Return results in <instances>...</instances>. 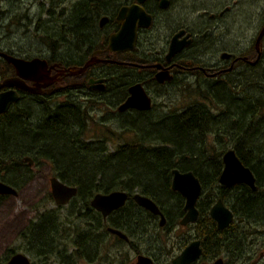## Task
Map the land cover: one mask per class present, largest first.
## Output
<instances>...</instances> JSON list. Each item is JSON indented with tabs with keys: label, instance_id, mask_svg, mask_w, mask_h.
Returning <instances> with one entry per match:
<instances>
[{
	"label": "flooded vegetation",
	"instance_id": "flooded-vegetation-1",
	"mask_svg": "<svg viewBox=\"0 0 264 264\" xmlns=\"http://www.w3.org/2000/svg\"><path fill=\"white\" fill-rule=\"evenodd\" d=\"M137 1H108L107 5H112V8L105 11L106 13H98L96 18L98 24H94V26L88 23L89 17L94 15L90 10H87L84 14V21H81L88 27L81 34L76 29L79 20L75 15L72 20L75 30H72L71 39L73 40L70 46L68 48L64 46L62 42L66 38L63 39L64 36H61L57 41L60 44L59 47L49 43L48 49L37 53V55L29 54L26 48L24 51L14 49V42L8 40L11 32L3 25V22H0V93L11 90L18 95L17 99L9 101L4 112L0 113V119L19 113L22 109L25 113L34 110L36 113H40L42 111L40 104L47 102V104L55 103L61 106L68 98L73 102L80 101L82 103L90 99H97L95 101L115 104L118 108V105L123 103L129 95V87L136 82L143 84L145 92L150 96V107L148 109L128 107L122 112L119 109L118 111L120 113L131 111L135 113V116L142 113H153L155 112L153 96L157 92L156 89L171 84L176 76H183L186 69L197 70V73L199 71L206 78L218 79L222 72H226V75L231 74L237 63L254 66L264 57L262 55L264 35L259 41V55L255 48L256 38L264 27L263 15L259 33L253 40L254 59H250L248 54L237 55L232 50L224 49L220 52L222 64L218 62L206 66L200 64L187 66L186 50L193 45L196 38L199 41L198 45L201 44L205 48L208 42L215 44L217 41L220 42L222 36L229 34L225 24L228 22L231 10L236 9L240 0H215L210 5L203 2V21L199 23L197 30L193 26H189V22L183 20L168 23L167 32L162 38L163 48L155 49L146 55L137 52V47L142 45V34L154 26L162 11L168 13L176 0H167L166 6H162L159 0H143L140 5L151 13V24L144 28L138 27V37L133 50H123L118 53L108 51L109 35L120 27V23L116 19L120 7L131 6ZM260 1L264 4V0ZM102 16L107 17L105 24L99 22ZM109 22H114L117 26L113 32L106 35L102 28ZM222 27L224 28L223 33L220 30ZM4 28L7 31L2 30ZM94 29L95 33L92 32ZM178 34L177 40L189 39L190 43L185 44L179 52L172 54L167 59L170 40ZM223 53L228 56H222ZM134 55H137V60L130 61L128 57ZM13 56L24 61H36V63H33L34 65L32 64L31 68L22 75L8 59ZM39 59L45 60V63ZM90 59H98V61H92L83 72L69 74V68L83 66ZM111 64L115 66H111ZM125 68L140 70L146 79L136 77L132 81L128 80L123 89L125 94L120 101L118 97L120 82L116 81L115 85L113 75L117 74L115 71H118L119 77L117 78L119 79ZM160 70L167 71L171 75V79L158 80L156 75ZM91 78L93 80H90ZM111 83H113V88H110ZM101 84L103 86L99 87ZM113 96L118 97L116 101H110ZM226 149L219 151L222 167L217 179L203 182L200 177L194 174L193 170H184L174 166L182 173L192 171L201 183V190L194 204L197 212H193V215L190 214L195 216L192 220L184 222L185 217L188 216V211L185 209L186 198L179 190L172 188L174 168L170 169L169 174L164 173L159 185L139 178L135 181H119V184L127 187L126 189L95 190L91 191L89 195L80 194L79 188L74 186L77 188L76 196H71L64 204L54 199L50 188L45 198L46 201H50L60 209L61 207H72L75 210V217L84 219V222L71 238L65 239L62 250H57L59 235L53 236L52 234L57 231V221L61 224L63 222L61 217L52 218L51 214H54L55 210H44L22 231L21 242L6 248L5 258L0 264H6L15 253L25 254L29 259V264H34L32 258L34 255L41 259L40 264H264V236L258 235L263 232L257 226H253L254 224L260 225L259 223L263 220L262 211L256 214L257 219H255L252 217L253 212L250 205V199H253L252 192L260 193L259 183L255 179L258 188L256 190L242 182H237L233 186H222L219 183V176L224 166L222 155ZM22 159L23 162H18L15 165L12 150L0 147V181L13 186L17 191L16 196L12 193L2 194L0 192V214H2L3 204H7L13 197H18L19 191L30 181V167L35 160L25 155ZM51 177H49V186ZM131 185L134 186L131 188ZM115 190L127 193L123 205L106 214L92 205L91 201L95 193L103 194ZM139 194L153 201L160 213L147 208L145 204L136 202L134 195ZM75 199L78 200L77 203L73 201ZM217 200L223 201V205L233 213L232 220L224 228H220L217 220L210 213ZM245 208L250 209L245 210ZM7 215L9 216L8 213ZM37 221L39 226L32 229L33 223ZM12 225L11 222L9 231H12ZM53 225L54 228H52ZM42 232L45 236L43 240H38L37 235Z\"/></svg>",
	"mask_w": 264,
	"mask_h": 264
},
{
	"label": "rangeland",
	"instance_id": "rangeland-1",
	"mask_svg": "<svg viewBox=\"0 0 264 264\" xmlns=\"http://www.w3.org/2000/svg\"><path fill=\"white\" fill-rule=\"evenodd\" d=\"M80 1L82 0H0V22H3V25L6 26V28H8V30L11 32L8 40L14 42V49H21V51H24L26 48L29 54L31 53L33 55H37V53H42L43 50L48 49L47 47L49 43L57 45V47L60 46V44L57 42L60 39L59 34L63 26V22L60 24V20L67 17V15L72 11L73 7ZM203 2H207V5H210V3L215 2V0H176L175 4L172 6V8H170V11H168V13L162 11L160 13L161 16L156 19L154 26L142 34V45L140 44L137 47V52L146 55L155 49L163 48L164 41L162 38L167 32L166 30L168 23L175 21L180 22V20H183L184 22H189V26H193V28L197 30L199 23L203 21ZM49 7L53 11L51 15L48 13ZM263 15L264 4L262 1L240 0L236 9L231 10L230 17L227 20L228 22L225 24V27L227 26L228 28L229 34L222 36L219 40L220 42L217 41L215 44L208 42L205 48H203L201 44L200 46L198 45L199 41L198 38H196V41L193 43V45L186 50V55H188L187 66L190 65L191 67L196 64L206 66L210 65L211 63L218 62L222 64L220 52L224 49L228 51L232 50L237 55L248 54L250 59H254L255 48L253 40L259 33V29L263 22V19H261ZM167 20L169 21L167 22ZM59 24L61 25V28ZM97 24L98 22L96 20L95 25ZM116 26L117 25L114 22H109L108 25L102 28V31H104L106 35H109V33L114 31ZM40 27L50 30L51 33L44 35L43 32L39 31ZM6 28L2 30L7 31ZM56 28L60 29L54 33ZM223 29V27L220 29L222 33ZM66 30H68V27L65 28V31ZM95 31V29L92 30L93 33H95ZM64 38H66V40H64L62 43H64V46L68 48L73 39H71V35L69 36L68 34L64 36L63 39ZM216 40H218V38H216ZM234 68L235 69H233L231 74L226 75V72H222L218 77V79H221L219 81H223L219 82V84H224L226 92L231 89L235 90L237 92L236 94L238 99L243 97V94L246 93H249L251 96H264V68L258 67L254 70H250L249 65L246 63H237ZM115 72H117V74L113 75L115 85L117 84L116 81L120 82V86H118V94L123 91L124 85L128 80L132 81L136 77L146 79L144 77V73L137 69L125 68L121 72L122 74L120 75L119 79L117 78L119 77L118 71ZM223 76L225 77L224 80L226 81L222 80ZM215 81H217V79L214 77L206 78L202 75V73H199V71L197 73V70H191L190 68L186 69L184 75L176 76L175 80L172 81L171 84H166L159 87L158 89L153 88L157 90L156 93L153 92V110L155 111L153 114H155V116H159L163 112L170 113L175 110L182 111L185 107H187V105L195 101L196 97H198L196 94H193V89H195L197 85H202V87H205L207 84L216 83ZM255 82L258 84L255 85ZM251 86H254L252 87L253 90H251ZM110 88H113V83H111ZM243 90L245 91L243 92ZM117 98V96H113L110 101H116ZM95 100L90 99L87 102H83L89 109L88 127L85 136L88 139L89 137L94 138L95 136L106 137L108 139L107 146H109L110 150H113L118 143L122 144L130 139L133 140L131 137L133 136V133L131 131H126V127L131 125L133 122L134 126L132 127H135L136 118L134 115H131L132 112L130 111L120 113L115 104L111 105L105 101L98 102ZM230 105V111L232 112L236 108L238 109V107L242 104L239 103V101H236L232 102ZM216 109L218 108L216 107ZM33 112L36 113L35 110ZM155 116H148L145 121L140 119L143 121L142 125H156L158 128L172 127L171 121L164 122L162 121L163 119L157 118ZM28 122L37 123L38 121L35 120L34 116H31L27 118L26 123ZM26 123L14 122L12 124V128L4 130V132H0V136L10 132L14 138H17L19 135L16 136V134L21 133L25 137L18 138L23 141L24 144L29 143L31 141V131L33 129L30 126L27 127ZM0 128L3 129L2 127ZM209 129H211L213 132L215 130H220L219 136H216V134L213 133H210L208 136L209 143L207 144V149H209V153L219 152L228 147L232 148L234 140L232 141L227 133H221L223 132L222 127L217 129L216 126L211 125L209 126ZM54 144V146H56V150H61L63 153L69 154V151H71V148H69V146L64 142L57 141ZM139 155L140 156L136 157L134 162L136 164H132L131 167L135 169V172L138 171V167H143L146 175L143 174L139 177L137 176V179H145L146 181L159 185L162 180L160 175L155 171V169H153V164L151 163L152 161H150L149 165L146 166L144 162L147 163V156L144 154V151L140 152ZM74 163L77 165H85V167L88 169H92L93 165L95 164L93 163L91 157H87V159L84 161L82 159H76L74 160ZM129 163V160L126 159L122 163H119L118 168L124 170L126 167L130 166ZM262 163L264 165V156H262ZM210 164L207 165V170H209L210 166H212ZM103 165H107V178H103L101 180V184L108 182V177L111 176V174L114 172V169L116 168H113L108 164ZM30 168L31 171L29 183L22 187V189L19 191L18 197L11 198L7 204H3L1 207L0 262L5 258L7 252L6 248H8L10 245L20 243L22 239V231L30 222L35 220L38 215L43 213L44 210H55L54 214H51L52 218L54 219L61 217V220L64 223L61 224L57 221V231L53 232L52 234L53 236H56L57 234L59 235L57 250H62L65 239H68L69 237L71 238L74 232L80 228L81 224L84 222V219H78L75 217V210L72 207H61L60 209L57 206L55 207V205L50 201H46L45 198L48 190L50 189L49 177L55 175L49 161L44 158L39 159L38 161L35 160ZM259 188L260 195L264 198V185H261ZM73 201L75 203L78 202L76 199ZM261 211L263 220L259 223L260 225L254 224L253 226H257V228L263 232H261L262 234L258 233V235L262 237L264 236L263 205L261 206ZM11 222L13 223L12 231H9ZM52 228H54V225ZM43 232L37 235L38 240H43V237L45 236L43 235ZM45 233L47 234L46 231ZM31 253L34 254L33 251H31ZM32 258L34 264H40V258H38L36 255L32 256Z\"/></svg>",
	"mask_w": 264,
	"mask_h": 264
},
{
	"label": "trees",
	"instance_id": "trees-1",
	"mask_svg": "<svg viewBox=\"0 0 264 264\" xmlns=\"http://www.w3.org/2000/svg\"><path fill=\"white\" fill-rule=\"evenodd\" d=\"M108 1L110 0H83L78 2L67 17L60 20V24L63 22V26L61 28L59 24L61 28L59 36H66L67 34L70 36L72 34V30H75L72 25L75 15L79 20L76 29L81 34L88 27L86 23L83 24L81 21H84V14H86L87 10H90L91 14L94 15L89 17L88 21L89 24L94 26L97 14L106 13L112 8V5H107ZM48 13L50 15L53 13L50 7L48 8ZM66 27H68V30L65 31ZM60 28H56L54 33ZM39 31L43 32L44 35L51 33L50 30L44 27H40ZM262 55H264V51ZM136 57L137 55L128 58L130 61H134L137 60ZM111 66L115 65L111 64ZM258 67L264 68V57L258 64L249 65L250 70ZM224 78L223 76L222 80ZM219 80L221 79L219 78L216 83L207 84L205 87L197 85L193 89V94L198 97L182 111L163 112L159 116H155L151 112H148V114H137L136 116L135 113H132L131 115L136 118L135 127H132L134 126L133 122L126 127V131L133 133V136H131L133 140L130 139L122 144L118 143L113 150H110L109 146H107L108 139L106 137L95 136L88 139L85 136L88 127L89 109L86 104L80 101L73 102L70 98L63 102L61 106L55 103L47 104V102L40 104L42 107L40 113H34L33 111L25 113L22 109L19 113L1 118L0 127L3 129L0 128V132L11 129L14 122L26 123L27 118L31 116H34L38 122L26 123L27 127L30 126L33 129L29 143L24 144L18 138L25 137L23 134L17 133L16 136H19L14 138L9 132L0 136V147L12 150L15 165L18 162H23L22 158L24 155L36 161L42 158L47 159L55 176L66 184L78 187L80 194L89 195L91 191L95 190L126 189L127 187L125 188V186L119 184V181H135L137 176L146 175L143 167H138L136 172L131 167L132 164H136L134 163L136 157L140 156L139 153L142 151L147 156V163L144 162V164L148 166L149 162L152 161L153 165H151L161 179L164 173L169 174L170 169L174 168V166L184 170H193L194 174L200 177L203 182L217 179L222 167L221 154L220 152L209 153L207 149L209 134L213 133L219 136L220 130L213 132L209 129V126L214 125L217 129L222 127L223 132L221 133H227L230 139L234 140L232 148L235 149L243 164H247L251 168L260 187L264 185V165L262 163V156H264V96H251L246 93L238 99L237 92L232 89L226 92L224 84H219V82L223 81ZM256 84L258 83L255 82ZM254 86H251V88ZM124 94V91L118 94L120 101L123 99ZM236 101H239L242 105L231 112L230 104ZM148 116L161 118L164 122L171 121L172 127L143 126L142 122ZM57 141L64 142L71 148L69 154L56 150L54 143ZM87 157H91L93 163H95L92 169H88L85 165L74 163L76 159L84 161ZM126 159L129 160L130 166L124 170L119 169V163ZM102 163L108 164L113 168L116 167L111 176L108 177V182L103 184H101V180L107 178V165ZM204 164L213 166H210V169L207 170L206 166H203ZM133 186L131 185V188ZM252 194L253 199H250L252 217L257 219L256 214L261 211L260 206H264V198L259 192L253 191ZM248 209L245 208V210ZM38 226L39 223L37 221L33 223L32 229Z\"/></svg>",
	"mask_w": 264,
	"mask_h": 264
},
{
	"label": "water",
	"instance_id": "water-1",
	"mask_svg": "<svg viewBox=\"0 0 264 264\" xmlns=\"http://www.w3.org/2000/svg\"><path fill=\"white\" fill-rule=\"evenodd\" d=\"M162 6L167 5V0H159ZM141 2L143 0H138L131 4V6L123 5L120 7L118 14L116 15L117 21L120 23V27L117 31H114L109 35L107 49L110 52H121L126 50H133L136 40H137V29L138 27L144 28L148 27L152 22V15L148 12L145 7L141 6ZM107 21V17L102 16L100 19V24H105ZM261 32L256 38V45L255 48L258 52L259 51V41L264 35V27L260 30ZM189 35V34H188ZM186 35V36H188ZM178 35H174L169 43L167 59L176 52H179L182 47L188 42L190 43L189 39H182L181 41L177 40ZM222 56H228L225 53ZM9 61L16 66L18 71L23 75L27 70H29L32 64L36 63V61H24L21 58L17 57H8ZM41 62L45 63V60L39 59ZM94 61H98V59H90L87 60L83 66L69 68V74L74 75L76 73L83 72L86 67ZM255 62V61H254ZM33 64V65H34ZM253 64V63H252ZM156 78L160 81L170 80L171 75L167 73L165 70H160ZM90 80H93L92 78ZM101 80V79H100ZM143 84L136 82L132 86L129 87V95L126 99L118 105L120 112L124 111L126 108H144L148 109L151 105V98L145 92ZM103 84L99 85L102 87ZM26 89H32L30 87L22 86ZM98 87V88H99ZM17 93L12 92L11 90L3 91L0 93V113L4 112L6 109L9 101H15L17 99ZM222 155L223 160V168L220 173L219 183L223 186H233L237 182H242L244 184H248L255 190L258 189L255 184V176L253 175V171L248 165L242 163L239 156L236 154L235 150L233 149H226ZM50 188L51 193L54 199L57 202H61L62 204L68 202V199L77 193V188L74 185H69L61 182V180L54 176L50 178ZM172 188L175 190H179L183 196L186 198V205L185 209L188 211V216L185 217L184 222H187L189 219H193L195 216H192L194 213L197 212L195 209L194 204L199 196L201 190V183L193 175L192 171H187L182 173L178 169L174 168L173 170V180H172ZM0 192L2 194L12 193L14 196L17 195L16 189L11 185H6L0 181ZM127 193L123 192L122 190H115L108 193H95L93 199L91 201L92 205L99 209L103 214L108 213L109 211H113L117 207L124 204L126 199ZM134 200L139 204H145L147 208L153 209L160 213L159 208L157 205L146 198V196L142 195H134ZM223 201L217 200L211 208L210 213L212 214L217 222L220 225V228H224L230 220H232V214L230 209L223 205ZM194 212V213H193ZM193 213V214H192ZM192 214V215H190ZM190 215V216H189ZM29 259L25 254L15 253L13 254L10 259L6 262V264H29ZM5 264V263H4Z\"/></svg>",
	"mask_w": 264,
	"mask_h": 264
},
{
	"label": "bare ground",
	"instance_id": "bare-ground-1",
	"mask_svg": "<svg viewBox=\"0 0 264 264\" xmlns=\"http://www.w3.org/2000/svg\"><path fill=\"white\" fill-rule=\"evenodd\" d=\"M174 19V18H173ZM137 41V40H136ZM196 49V48H195ZM44 155V154H43Z\"/></svg>",
	"mask_w": 264,
	"mask_h": 264
}]
</instances>
